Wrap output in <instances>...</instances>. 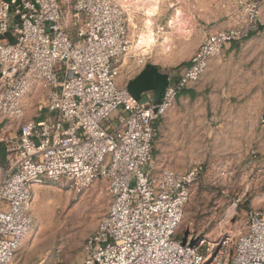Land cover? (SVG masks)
<instances>
[{
  "label": "built area",
  "instance_id": "1",
  "mask_svg": "<svg viewBox=\"0 0 264 264\" xmlns=\"http://www.w3.org/2000/svg\"><path fill=\"white\" fill-rule=\"evenodd\" d=\"M228 27L208 34L157 103L135 100L119 78L135 54L145 0H0V264H12L34 229V192L67 181L81 194L104 181L110 207L86 240L84 264H264V207L217 243L178 230L203 167L159 170L157 124L228 45L260 27L264 0H220ZM44 92V116L27 118ZM196 242L195 246L191 243Z\"/></svg>",
  "mask_w": 264,
  "mask_h": 264
},
{
  "label": "rangeland",
  "instance_id": "2",
  "mask_svg": "<svg viewBox=\"0 0 264 264\" xmlns=\"http://www.w3.org/2000/svg\"><path fill=\"white\" fill-rule=\"evenodd\" d=\"M146 8L131 42L138 49L136 55H146L147 64L137 67L134 59L127 60L119 78L121 85L134 80L148 65L165 75L180 72L203 41L196 35V23L207 27L211 10L214 24L228 26L220 0H168L157 16ZM146 20L152 22L156 37L148 51L141 43L144 34L150 35ZM259 24L252 38L235 43L212 85L204 87L201 80L193 84L192 92L157 124L159 170L186 173L203 167L200 182L192 188L179 237L217 243L229 233L234 236L231 257L240 231H247V212L264 207V5ZM43 101L41 90L30 97L27 118L44 116L38 110ZM107 188L104 181L95 182L81 194L67 181L36 187L34 229L12 264H84L86 240L110 207Z\"/></svg>",
  "mask_w": 264,
  "mask_h": 264
},
{
  "label": "crops",
  "instance_id": "3",
  "mask_svg": "<svg viewBox=\"0 0 264 264\" xmlns=\"http://www.w3.org/2000/svg\"><path fill=\"white\" fill-rule=\"evenodd\" d=\"M211 17H212V20H210L211 22L209 23V25L207 27H204L202 24L200 23H196V30H197V36L199 34V38L200 40H203L204 37H206L208 34H212V33H216L218 31H222L224 29H226L228 26L227 24H225V26H221V25H216L214 24V19H213V16H214V11L211 10ZM201 19V18H200ZM139 24H137L136 26H138ZM254 36V35H253ZM252 36V37H253ZM199 40V41H200ZM235 44V43H234ZM231 44V45H228L226 47V49L224 50V53L223 55L219 58V59H212L209 63V67L205 73V75L203 76V78L201 79V84L202 86L204 87H207L208 85H212L214 83V81L216 80L217 77H220V74H222V71H223V68H224V61L227 57V55L230 53V51L232 49H234V46H236V44ZM199 46H197L195 48V51L198 49ZM190 62V60H189ZM189 62L188 64H186L185 67L189 66ZM170 76V75H168ZM172 78H176L178 76V73L176 74H172L171 75ZM128 85V84H127ZM192 86L189 87L187 90H185L183 92V94L179 97L178 99V103H181L182 102V99L184 96H188L191 92H192ZM152 99V101L154 102V98H155V95L153 92H148L146 94H144L142 96V99L141 101H147L149 99ZM160 101V100H159Z\"/></svg>",
  "mask_w": 264,
  "mask_h": 264
},
{
  "label": "water",
  "instance_id": "4",
  "mask_svg": "<svg viewBox=\"0 0 264 264\" xmlns=\"http://www.w3.org/2000/svg\"><path fill=\"white\" fill-rule=\"evenodd\" d=\"M168 75L162 74L152 65H148L134 80L130 81L127 89L131 96L141 101L142 96L148 92H153L155 95L154 103L162 99L164 91L168 85ZM188 236L184 237L183 244L187 243ZM196 242L191 243L195 246Z\"/></svg>",
  "mask_w": 264,
  "mask_h": 264
},
{
  "label": "bare ground",
  "instance_id": "5",
  "mask_svg": "<svg viewBox=\"0 0 264 264\" xmlns=\"http://www.w3.org/2000/svg\"><path fill=\"white\" fill-rule=\"evenodd\" d=\"M166 1L168 0H145V6L147 7L146 9L148 11L150 10L151 15L157 16L161 10V7L163 6V4H165ZM145 26L148 29V32H150V35L144 34L141 43L142 45H145L142 48L146 47L145 49L148 51L151 50L152 42L156 41V37L152 31V22L150 20L145 21Z\"/></svg>",
  "mask_w": 264,
  "mask_h": 264
}]
</instances>
